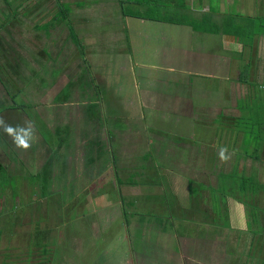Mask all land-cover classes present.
<instances>
[{"label": "rangeland", "instance_id": "374dc122", "mask_svg": "<svg viewBox=\"0 0 264 264\" xmlns=\"http://www.w3.org/2000/svg\"><path fill=\"white\" fill-rule=\"evenodd\" d=\"M153 1L149 9L147 7L150 1L144 3L143 9L146 11L141 10V18L162 14L179 22H190L199 31L209 26L207 20L200 22L201 18L194 10L189 11V0H181V3L176 0L173 3L175 10L169 8V12H163L154 4H162V0ZM57 4L60 5L56 6ZM214 5L213 0L212 7ZM176 7L180 8L176 10ZM134 9L132 4L123 6L125 14ZM263 11L262 8L254 10L256 24H250L259 31H264ZM12 13L15 14L16 23L20 24V27L15 23L13 26L20 33L14 38L9 52L0 50V57L2 54V58L8 62L5 69L16 60L17 69L11 68L14 73H8L15 78L16 84L20 81L28 85L29 106L25 112L31 118L32 132L27 133L24 139L31 144L27 150L17 145V140H23L17 134L4 132L6 148H12L9 144L10 138L12 143L15 142V148L18 147L17 156L14 157L12 153L10 158L21 160L20 163L18 160L17 166L14 162L13 165L8 164V161L1 162L8 160L11 153L5 147H0V264H140L141 255L147 258L144 264H158L162 262V255L155 243H152L155 233L142 232V228L136 227V219L145 218L149 224L157 219L171 220L170 222L176 224L186 223V217L191 224H207L202 221L205 219L213 229H225L231 235L238 231L239 237L245 232L248 237L256 238L250 248L239 237L237 246L228 242L235 252L233 254L231 250L229 255L232 258L239 257V261L246 259V264H264V188L257 183L255 173H251L252 179L243 171L237 175H225L220 177L216 187L209 180L208 184L204 179H200L203 182L195 181L187 175V168H181L182 172H186L184 176H187V201L192 203L190 207L196 209L201 199L204 206L211 208V215H203L201 210L192 211V215L190 212L179 214L174 213L171 208L175 202L173 188L167 186L170 174L179 171L172 168L173 164L167 165L165 162L172 156L176 157L180 165L187 167V147L171 145L175 141L188 143L190 140V143L195 144L194 149L197 152L201 146L208 147L207 153L210 155L211 151L218 152L220 147L231 148L225 145V137L234 139V142L237 138L240 139L234 146V150H237L235 152L241 149L243 156L248 151V157L262 162V82L257 83V98L249 91L245 99L238 101L237 108L241 114L232 122L220 118L219 115L217 118L202 121L196 117L190 121L178 112L161 113L159 107H163L167 99H161V106L156 107L154 102L145 105L141 85L146 77L154 79L166 75L161 68L173 58L157 56L153 54V50H136L138 38L133 31L135 26L128 24L130 31L126 28L119 9L104 8L103 4L93 0H0L2 24L5 25L8 21L4 16ZM246 20L240 17L241 22L245 23ZM150 21H147L146 26L143 25V30L158 35L159 24L155 25ZM29 24L38 25L33 31H36L35 34L41 40L52 35L51 29L56 28V24L68 32L66 42L55 37L61 44L60 55H53L56 56L53 58L48 54L46 63L38 64L39 69L34 71L30 61L34 58H24L18 50L22 41H27ZM139 29L142 30V26ZM171 29L176 27L171 26ZM56 32L60 33L61 30L57 29ZM205 34L207 36L208 33ZM89 35H99L104 39L99 40L97 37L93 44ZM134 38L135 44L130 53L129 43H133ZM65 48L69 49L65 51ZM188 48L196 52L195 54L201 51L197 50L194 40L192 44L187 40V50ZM245 55L246 53L235 54L230 57L233 58V67L229 79L233 76L241 80L249 79V75H252L253 59ZM190 58L187 54V60ZM220 59L223 63L224 59ZM262 59L264 57H260L259 62ZM199 61L200 59L196 63ZM70 64H73V69ZM65 70L73 71L69 75ZM66 75L67 78L70 77V81L63 78ZM189 78L195 81L193 77ZM198 79L206 81V78ZM159 82L160 85L163 84V80ZM33 88L49 90L51 100L49 99L47 106L38 104V98L34 100V96L38 94L31 91ZM200 96L205 95L201 93ZM227 96L224 89L217 90L215 85L209 99L213 106L215 102L225 104ZM21 97L22 92L15 102L24 100ZM4 106L0 107L2 111ZM203 106L201 104V108ZM171 107L183 111L176 103H171ZM196 108V115H202ZM40 112L47 116L40 119ZM1 118L0 116V132L3 129L7 131L6 121ZM21 125L27 131L26 121H21ZM18 129L20 132L19 125ZM183 129L187 136L177 134L178 130ZM116 144H120L124 151H117L120 146ZM156 144L161 146L162 153L154 149ZM162 147L165 148L164 151ZM39 149L44 150L42 158ZM25 153L30 155L28 160H25ZM40 160L41 164L38 166ZM174 166L180 168L178 164ZM111 168L113 172H122V176L110 177ZM208 168L209 166L206 170ZM174 179L178 180L177 177ZM139 180L151 182L152 186H142ZM109 181L115 184L108 186ZM126 183L134 185L131 196L124 190L125 195L120 198V202L118 198L113 200L111 197L119 193L116 188H121ZM243 186L248 188V194L242 192ZM251 188L254 191H250ZM250 192L252 193L249 196ZM230 200L247 204L243 220L238 219L232 210L233 203ZM16 203L21 205L18 207ZM24 203L30 206V214H27V208L24 210ZM132 220L134 222L130 223ZM155 232L158 242L167 240L159 237L162 234ZM221 247L214 245L213 248L218 253ZM210 257L220 260L217 256Z\"/></svg>", "mask_w": 264, "mask_h": 264}, {"label": "crops", "instance_id": "0c3cea01", "mask_svg": "<svg viewBox=\"0 0 264 264\" xmlns=\"http://www.w3.org/2000/svg\"><path fill=\"white\" fill-rule=\"evenodd\" d=\"M97 3L103 4L104 8H114L116 10L119 9V12L123 16V22L124 25L128 26V24H132L135 27H133V31L136 34V37L138 38V42L136 43V50L139 51V49L144 50H153V54L157 56H168L172 57L173 60L169 61L166 66L162 67L161 70L166 72V75L163 77H155L154 79L150 77H146L145 81L142 82L141 88H142V99L143 103L145 105L149 104L150 102H154L156 107L157 105H160L161 99H167V102L163 105V107H159V112H175V113H181L184 115L185 119L192 121L196 117L202 120H208L210 118H217L219 115L220 118L224 120H230L231 122L237 119L240 116V111L237 108V103L239 100L245 99L249 95V91L252 92V96L257 98V92L256 87L258 86L257 83L262 82L264 85V62L262 59L261 62H259L260 57H264V31L256 30L254 26H250V24L255 25L256 22L254 20L255 12L254 10L263 9L264 6V0H257L255 2L254 0H214L215 5L212 7L213 0H189V11L196 12L197 15L200 16L202 22L203 20H207L209 23V26L199 31L198 29L194 28V26L190 22L185 21H177L179 24L172 23L171 21H176L172 19L171 17H168L166 15L159 14L157 16H151L155 18L152 19H146L141 18V13L146 11L143 9L145 7L144 3L147 1H150V5L153 4V0H93ZM163 3H154L157 8L162 9L163 12H169V8H174L175 10V3L176 0H162ZM181 3V0H179ZM149 3V2H148ZM178 3V4H180ZM61 4V2H60ZM57 4L56 6L60 5ZM132 4L135 9H140L139 11H127L125 14V11L123 10V6ZM143 4V5H142ZM185 4V3H184ZM180 4V5H184ZM106 5V6H105ZM148 8V7H147ZM180 7H176V10ZM142 10V12H141ZM141 12V13H140ZM124 14V15H123ZM264 14V11H263ZM15 14H10L4 16L5 20L7 21V24H2L0 21V50H7L9 52V48L11 47V44H13L14 38L20 33V31L16 30V27L13 26V23L16 24L17 27H20V24L16 23V20L14 19ZM161 15V16H160ZM240 17L246 18L247 20L244 22L240 21ZM67 19V16L65 17ZM150 21V23H157L160 26V29H157L158 35H153L145 30H143L146 26L147 21ZM251 20V21H249ZM35 24L37 21H34ZM183 23V24H181ZM246 24L247 27H240V25ZM142 26V30L139 29V27ZM171 26L176 27V29H171ZM29 29L27 30V41H22L20 48H18L20 55H23L24 58H34L33 60L30 59L32 68L34 70H38V64H44L46 63L47 55L51 54L53 55H60V52H62L60 41L55 40V37L57 36L58 39L66 40L68 39L67 33L64 29L60 28L58 24H56V28L51 29L52 35L50 37H46L45 40H41L39 36H37L35 33L36 28H38V25L32 26V24H29ZM131 28V26L129 25ZM170 27V29H169ZM61 30L60 33H57L56 30ZM128 29V28H127ZM206 29V30H205ZM129 30V29H128ZM156 30V28H155ZM55 31V32H54ZM130 31V30H129ZM143 31V33H142ZM205 33H208V40H206L207 36ZM101 35V33L99 34ZM92 36L90 35L89 40L91 42L96 43L97 37L99 40H103L104 38L101 36ZM152 37V38H151ZM213 37V38H211ZM64 38V39H63ZM191 39V40H190ZM187 40L193 42L195 41L197 50L201 49V51H197L198 54H195L196 52H193V50L188 48L187 50ZM153 41H155L153 43ZM135 38L133 40V43H129V50L130 53L133 50V45L135 44ZM146 43V44H145ZM90 44V42H88ZM74 46V45H72ZM102 46V44H101ZM65 47V45L63 46ZM69 48H65V51H67ZM30 50V51H26ZM208 50V51H206ZM191 51V52H189ZM188 52V53H187ZM147 53V52H146ZM246 53L245 56L252 57V64H251V73L252 75H249V79H243L242 80L238 77V79L233 76L232 79H229V75L232 71V64H233V58H230L233 55H240ZM187 54L191 57L190 60H187ZM14 55V53H13ZM56 56H53L55 58ZM89 58V57H88ZM224 59V62L222 63L221 59ZM18 59V58H16ZM200 59L198 63L196 61ZM235 59V58H234ZM4 58H2V54L0 57V107L1 105H5L4 111H2V108H0L1 112V119H5L6 121V130H1L0 132V147H7V145H4L5 142L3 140V137L6 135L7 132H13L14 134H17L21 139H25L26 134L29 132H32L30 127L31 124V118L26 113L27 106H29L28 100L30 93L27 92L28 85L21 83L20 81L18 84H16L15 78L12 76L10 77L8 72H13V69H17L16 65L17 61L13 62V64L10 65V67H7L8 69H5L4 66L7 65V61L4 62ZM187 61L189 64H187ZM10 62V61H9ZM89 63V61H87ZM232 62V64H231ZM69 64V63H67ZM80 65V60H79ZM78 65V66H79ZM27 66V65H25ZM71 68L73 69V64H70ZM21 67V66H20ZM11 68L12 71H11ZM29 68V67H28ZM27 69V68H26ZM25 70V69H24ZM71 71L73 70H65L64 72H69L70 75ZM240 74V73H239ZM256 75V76H255ZM185 76H187V80H185ZM195 81H193L191 78ZM199 78H206V81L198 79ZM63 78H67V75ZM228 78V79H227ZM256 79L258 81H256ZM56 80H59L56 79ZM160 80H163V84L160 85ZM166 81V82H165ZM222 81H225L226 83H223ZM249 81H251L249 83ZM208 82H210L208 84ZM69 84V83H68ZM255 84V85H253ZM257 84V85H256ZM215 85L217 90H225L226 93H228V96L226 97L227 102L225 101V104L215 102L212 106V100L209 98L213 95V90H215ZM55 86V85H54ZM53 86V87H54ZM260 87V86H259ZM53 89V88H51ZM254 90V91H253ZM32 92H35L38 94V96H34V100L38 98V104L42 106H47L49 101L51 100L47 89L43 90L35 89L31 90ZM22 92V100L20 103L15 102L18 100L19 94ZM54 92V91H53ZM204 94L205 96L201 97L200 94ZM264 93V92H263ZM171 95V97L169 96ZM260 95V94H259ZM261 96V95H260ZM196 97V100L194 99ZM264 97V94L262 95ZM50 99V100H49ZM205 99V100H204ZM204 100V101H203ZM171 103H176L180 108L183 109V111H180L179 109L176 110V108L171 107ZM197 103L198 107L196 108ZM52 104V103H51ZM201 104L204 105L201 108ZM161 106V105H160ZM195 108L198 109V113H201L202 115L197 116ZM37 110V108H35ZM40 119H44L46 117V114H40L38 115ZM77 117V116H76ZM21 121H26L27 124V131L26 129H22ZM18 125L20 126V132L18 131ZM13 128V130L11 129ZM234 128V127H233ZM5 132V133H4ZM22 132V133H21ZM179 133H177L179 136H187L185 134V130H178ZM14 136V135H13ZM15 136V137H16ZM10 138V137H9ZM226 139L225 145L231 146L229 147L228 151L225 153L226 156L229 157V160L227 163H221L218 159L219 150L217 151H211L212 154L208 155L207 149L208 147L201 146L199 149V152H197L194 149L195 144L190 143V140L187 141H175L171 145L175 146H181L184 145L187 147V167H184L183 165H180L176 157L173 160L168 157L165 161L167 165L173 164L172 168H177L179 172H172L170 174L169 181L167 183V186H171L172 192H173V198L174 203L171 208H173L174 213H184V212H190V215L192 211L195 210H201L202 214L205 215H211V208L209 206H204L202 203L200 196L198 199H200L199 205H197L194 209L190 207L192 205L191 202H188L187 197L188 194V184L186 183L187 176H184V173L182 172V169L187 168V175L198 182L200 179H204L206 184L211 182V184H214V186L217 187L219 184L220 177H223L225 175H233L238 174V172L243 171L249 179H252L251 173H255V179L257 180V183L261 185L264 188V159L262 162H260L259 159H253L252 157H248V151H246V155H241V149H239V152H235L237 150H234V146L236 142L240 141V139L237 138V141L234 142V139ZM12 138L9 140V144L12 145V148H6L9 153H11L8 158V160H2L1 162L6 163L8 161V164L13 165V162L16 163V166L18 164L19 159H14V157L17 156L18 147L15 148V142H11ZM228 141V142H227ZM232 141V143L230 142ZM195 142V141H194ZM120 146V149H116L117 151H124V148L121 147L120 144H116ZM167 145V144H166ZM169 145V144H168ZM170 145V146H171ZM38 146V144H37ZM164 146V145H163ZM212 146V145H211ZM156 151H159L162 153L161 146L159 144H156L153 146ZM172 147V146H171ZM15 148V149H13ZM204 148V149H202ZM213 148V147H211ZM163 151L165 148H163ZM3 150V149H2ZM1 150V152H2ZM15 150V151H14ZM41 158L42 154H44L43 149H39ZM245 152V151H244ZM12 153L14 154L13 159H10L12 156ZM197 154V155H196ZM39 155V156H40ZM25 160H28L30 158V155L24 154ZM210 160V162L208 161ZM177 161V162H174ZM21 160H19V163ZM23 162V161H22ZM27 162V161H25ZM23 162V163H25ZM40 161H38V166H40ZM123 162V160H122ZM255 163V164H254ZM174 164H178L180 168L177 166H174ZM126 167L128 165H125ZM209 166V170H206V168ZM184 167V168H183ZM115 168V167H114ZM182 168V169H181ZM194 170H193V169ZM122 169V168H121ZM181 169V170H179ZM190 169V170H189ZM113 172V169H109V176L113 177L116 176L117 178L122 176V172ZM180 173V174H179ZM177 177L178 180L174 179ZM168 180V178H167ZM142 186H152L151 182H142L139 180ZM174 183L173 185L171 183ZM31 182H29L30 184ZM110 185L115 184L113 181H109L108 183ZM187 184V185H186ZM255 184V183H254ZM185 186H187L185 188ZM111 188V187H110ZM116 188V186H115ZM134 185H130V183H126L125 185L121 186V193H117L113 200L115 198L119 199L122 196L125 195L124 190H126V193H131L133 190ZM219 188V187H218ZM117 189V188H116ZM248 188L243 186L242 192H246ZM115 190V189H113ZM250 191H254L253 188H251ZM24 195L23 191H20ZM175 193V196H174ZM252 192H250L249 196ZM132 194V193H131ZM130 194V196H131ZM246 194H248L246 192ZM125 198V197H124ZM204 198H208L204 196ZM251 198V197H250ZM122 199V198H121ZM14 200V198H13ZM253 201V199L251 198ZM232 204V210L238 217V219L243 220L246 216L245 209H247V204H244L242 201L238 202L235 200H230ZM17 202V199H16ZM253 203V202H252ZM18 204V207L21 205V203ZM122 206L124 205L121 203ZM30 206L27 203H24V210L27 208V214H30L28 212V208ZM24 214V213H23ZM25 214V215H27ZM196 217V216H195ZM192 217V218H195ZM191 218V217H189ZM171 220H161L157 219L153 222H147V219L143 218H137L136 219V227L142 228V232L146 231H154L155 238L153 239L152 243H155V246L157 249L161 251L162 255V262H158V264H246L247 260L245 261H239V257L232 258L230 254L231 250L234 249L232 246H237L238 243V231H234V233L231 235V233L227 234L225 229L212 228V225L207 220L203 219L202 221L207 222V224H201L197 225L195 223H189V219L186 217V223L185 222H176L174 224L173 222H170ZM134 220H132L130 223H133ZM206 227V228H201ZM236 228H238L236 226ZM238 230V229H235ZM158 232L160 235L159 237L166 239V241H159L156 237V232ZM230 237V241H229ZM239 239H242V242L246 243L247 247H251L256 242V238L249 236L247 233L241 234ZM5 242V240H3ZM259 241V239H257ZM228 242H231L230 246ZM3 243V242H2ZM161 247H160V246ZM214 245L216 246H222L220 252L217 253L216 248H213ZM245 245V247H246ZM210 256H217L219 261L216 259H212ZM140 264H144L145 262V256L141 255L139 256ZM131 264V262H129Z\"/></svg>", "mask_w": 264, "mask_h": 264}, {"label": "clouds", "instance_id": "9594fccd", "mask_svg": "<svg viewBox=\"0 0 264 264\" xmlns=\"http://www.w3.org/2000/svg\"><path fill=\"white\" fill-rule=\"evenodd\" d=\"M17 145L19 147H21L23 150H27L31 147L30 143L25 142L24 140H17L16 141ZM228 151L227 147H220L219 148V155H218V159L219 161L223 164V163H227V161L229 160V157L225 155V153Z\"/></svg>", "mask_w": 264, "mask_h": 264}, {"label": "trees", "instance_id": "16d2710c", "mask_svg": "<svg viewBox=\"0 0 264 264\" xmlns=\"http://www.w3.org/2000/svg\"><path fill=\"white\" fill-rule=\"evenodd\" d=\"M147 9H149V7H148ZM143 18H146V19L148 18V19H151V20H152V19H153V20L155 19V18H153V17H151V16L143 17ZM155 20H156V19H155ZM171 22H172V23L179 24V22H177V21H171ZM181 24H183V23H181ZM117 189H118V191L120 192V189H119V188H117Z\"/></svg>", "mask_w": 264, "mask_h": 264}]
</instances>
